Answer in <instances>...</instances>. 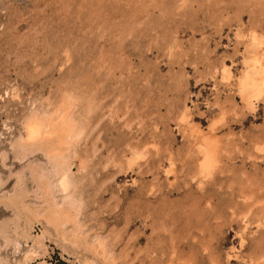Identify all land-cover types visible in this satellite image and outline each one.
Here are the masks:
<instances>
[{"label":"rangeland","instance_id":"374dc122","mask_svg":"<svg viewBox=\"0 0 264 264\" xmlns=\"http://www.w3.org/2000/svg\"><path fill=\"white\" fill-rule=\"evenodd\" d=\"M0 264H264V0H0Z\"/></svg>","mask_w":264,"mask_h":264},{"label":"bare ground","instance_id":"6f19581e","mask_svg":"<svg viewBox=\"0 0 264 264\" xmlns=\"http://www.w3.org/2000/svg\"><path fill=\"white\" fill-rule=\"evenodd\" d=\"M30 118H31V117H30ZM36 127H37V126H36ZM31 128H32V127H31ZM33 129H34V128H33ZM33 129H32V130H33ZM214 144H215V143H214ZM214 147H215V146H214ZM205 151H206V150H205ZM209 160H210V159H209ZM205 163H206V162H205Z\"/></svg>","mask_w":264,"mask_h":264}]
</instances>
